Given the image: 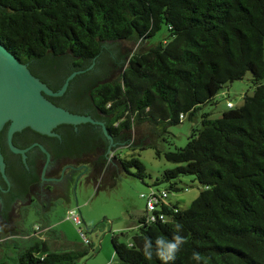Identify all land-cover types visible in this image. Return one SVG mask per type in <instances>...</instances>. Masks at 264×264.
Segmentation results:
<instances>
[{
  "label": "trees",
  "instance_id": "obj_1",
  "mask_svg": "<svg viewBox=\"0 0 264 264\" xmlns=\"http://www.w3.org/2000/svg\"><path fill=\"white\" fill-rule=\"evenodd\" d=\"M0 6L13 11H0V43L23 64L49 52L90 59L100 52L96 38L118 42L132 37L133 30L139 36L135 43L143 47L168 27L170 38L146 51L141 47L144 54H128L117 80L90 89L92 106L103 116L113 115L106 124L111 138L130 131L133 146L131 132L145 123L155 142L132 150L154 149L175 165L156 182L169 185L163 189L168 197L154 212L165 221L149 222L144 215L129 244L113 236L117 264H160L155 257L145 261L140 246L149 237L171 238L177 224L188 243L174 264H196L194 250L206 264H264V0H0ZM249 72L253 96H245L240 107L228 101L233 107L218 119L204 114L184 148L163 152L161 145H172L171 127ZM115 158L121 171L136 169L134 176L147 177L135 155ZM107 166L108 157L103 170ZM184 176L203 187L186 210L170 199L183 189ZM26 240H14L0 264H78L89 254Z\"/></svg>",
  "mask_w": 264,
  "mask_h": 264
},
{
  "label": "water",
  "instance_id": "obj_2",
  "mask_svg": "<svg viewBox=\"0 0 264 264\" xmlns=\"http://www.w3.org/2000/svg\"><path fill=\"white\" fill-rule=\"evenodd\" d=\"M0 11H13L0 6ZM139 38L103 43L96 57L49 52L23 64L0 43V215L18 217L32 196L31 185L60 181L66 170L84 171L96 185L116 146H126L130 131L109 136L103 116L92 106L90 89L122 66ZM155 142L145 123L136 127L132 147Z\"/></svg>",
  "mask_w": 264,
  "mask_h": 264
},
{
  "label": "rangeland",
  "instance_id": "obj_3",
  "mask_svg": "<svg viewBox=\"0 0 264 264\" xmlns=\"http://www.w3.org/2000/svg\"><path fill=\"white\" fill-rule=\"evenodd\" d=\"M169 36L168 27L163 25L152 41L147 42L143 47L140 43H134L130 53H135L141 47L146 51L164 39L170 38ZM125 68L124 64L123 70ZM121 72L120 67L113 69L101 84L112 83L119 78ZM254 93L255 86L252 82V74L249 72L244 80L225 86L214 102L201 107L192 118L186 116L179 125L171 127L172 145H161V149L167 152L184 148L193 129L200 127L204 114H208L211 119H218L223 112L229 110L228 101L233 102L235 107H240L244 104L245 96H253ZM131 135L136 138V131L131 132ZM116 147L118 148L107 153L108 166L102 170L95 186L91 179L88 182L82 178L74 185L72 192L67 194L66 199L53 198L51 193L48 194L47 198L48 200L53 198L52 202L45 200L51 204L46 203L47 209L39 213L35 212V207L28 208L30 205L28 203L27 206L18 209V217L13 222L0 215V258L11 254L9 246L14 240L25 242L26 239L36 238L47 242L54 251L71 248L87 249L88 256L78 264H117L112 237L118 236L120 241L126 244L132 241L137 233L133 228L146 214V200L141 198V194L148 196L150 187L161 189L160 191L168 188V184L156 185V182L165 170L172 169L175 165L168 163L164 158H158L154 149L133 151L131 145ZM117 155L123 159L133 155L138 157L146 168L145 180L134 176L136 169H132L130 173L118 169L115 158ZM181 181L183 189L180 192H173L170 199L179 203L181 209L186 210L199 197L203 187L191 176H184ZM72 210L82 215L88 237L92 242L91 247L83 244L77 226L70 219ZM35 225L43 228L34 231Z\"/></svg>",
  "mask_w": 264,
  "mask_h": 264
},
{
  "label": "clouds",
  "instance_id": "obj_4",
  "mask_svg": "<svg viewBox=\"0 0 264 264\" xmlns=\"http://www.w3.org/2000/svg\"><path fill=\"white\" fill-rule=\"evenodd\" d=\"M182 231V225L177 224L171 238L163 235L157 236L155 240L150 237L146 238L140 246L141 255L145 261L151 262L155 257L160 261V264H174L183 246L188 243L187 238L182 235ZM130 247L136 246L130 245ZM192 259L196 264H206V257L195 250L192 253Z\"/></svg>",
  "mask_w": 264,
  "mask_h": 264
},
{
  "label": "flooded vegetation",
  "instance_id": "obj_5",
  "mask_svg": "<svg viewBox=\"0 0 264 264\" xmlns=\"http://www.w3.org/2000/svg\"><path fill=\"white\" fill-rule=\"evenodd\" d=\"M82 178L86 179V181L89 182L90 178L87 175H84L83 170L81 171L66 170L60 181L31 185L28 188V192L32 196V199L29 202L30 205L28 206V208L35 207L36 208L35 212L38 211L37 213H39L42 210L47 209L46 203L51 204L53 198L64 197V199H66L67 194L72 192L74 185L79 183V181ZM52 186H55V188ZM50 193L52 194L53 197L52 199L49 198L51 202H45V200H48L47 195Z\"/></svg>",
  "mask_w": 264,
  "mask_h": 264
},
{
  "label": "built area",
  "instance_id": "obj_6",
  "mask_svg": "<svg viewBox=\"0 0 264 264\" xmlns=\"http://www.w3.org/2000/svg\"><path fill=\"white\" fill-rule=\"evenodd\" d=\"M229 108L233 107V103L229 102L227 104ZM168 197V193L166 191H160L158 192L155 189H150V194L147 196L146 194H141V198L146 200V216L147 220L150 221H156L157 217L165 221L166 217L163 214H159V216L154 215L155 211H158L160 204L162 201H164ZM163 218V219H162ZM70 219L72 222L77 226L79 236L83 240V243L88 244L90 242V239L87 234L86 227L84 226L85 222L83 220V217L81 214L76 212L75 210H72L70 212ZM39 230V229H38Z\"/></svg>",
  "mask_w": 264,
  "mask_h": 264
},
{
  "label": "crops",
  "instance_id": "obj_7",
  "mask_svg": "<svg viewBox=\"0 0 264 264\" xmlns=\"http://www.w3.org/2000/svg\"><path fill=\"white\" fill-rule=\"evenodd\" d=\"M145 215H146V214H145ZM143 216H144V215H143ZM143 216H142V217H143ZM142 217H141V218H142ZM141 218H140V219H141ZM140 219H139L138 223L136 224V226L133 228V229H135V230H137V231H138L139 228L142 226V222L140 221Z\"/></svg>",
  "mask_w": 264,
  "mask_h": 264
}]
</instances>
